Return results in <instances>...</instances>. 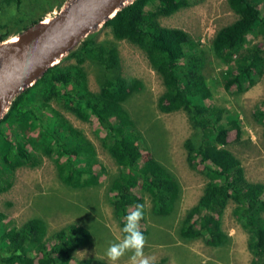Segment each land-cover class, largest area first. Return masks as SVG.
Segmentation results:
<instances>
[{
  "label": "trees",
  "instance_id": "obj_1",
  "mask_svg": "<svg viewBox=\"0 0 264 264\" xmlns=\"http://www.w3.org/2000/svg\"><path fill=\"white\" fill-rule=\"evenodd\" d=\"M226 2L237 18L217 31L212 49L221 68L223 88L241 92L264 75V0ZM195 4L197 0H134L102 29L109 30L114 40L124 39L145 54L164 88L158 98L159 111L185 112L191 124L193 134L183 143L186 161L202 173L206 184L196 205L181 221L180 237L198 239L210 247L226 246L230 238L221 219L226 206L234 203L232 215L248 236L250 264H264V184L247 180L241 161L225 147L231 131L236 138L241 136L240 120L229 109L212 103L204 74L207 52L201 43L184 30L159 22ZM21 5L22 0H0V9ZM51 11L53 8L48 13ZM21 31L0 34V42ZM97 36H87L11 102L0 122V194L12 187L18 169L38 167L44 158L54 162L60 181L72 190L100 183L105 168L83 132L63 118V113H68L96 123L102 131L103 145L119 170L111 178L110 203L123 228L127 213L136 204L145 206V195L154 214L170 215L181 188L174 174L153 155L144 154L143 148L150 150L148 139L123 106L128 94L142 87L141 81L119 74L116 43L98 41ZM86 63L102 74L97 92L89 88ZM254 116L263 126L264 146V100L258 103ZM145 224L146 208L140 222L146 237L149 231ZM90 239V232L78 223L48 234L41 218H30L16 227L0 211V264H107L95 258H75V252Z\"/></svg>",
  "mask_w": 264,
  "mask_h": 264
},
{
  "label": "rangeland",
  "instance_id": "obj_2",
  "mask_svg": "<svg viewBox=\"0 0 264 264\" xmlns=\"http://www.w3.org/2000/svg\"><path fill=\"white\" fill-rule=\"evenodd\" d=\"M63 0H22L19 8L0 9V34L15 33L28 27L34 20L57 12ZM66 1V0H65ZM64 1V2H65ZM198 4L180 10L170 17L160 18L165 27L180 28L199 41L207 52L208 65L205 78L213 94L215 106L229 109L240 120L241 136L231 131L226 148L240 161L247 180L264 184L263 126L255 120L258 103L264 100V75L251 88L241 92L223 88L220 66L212 49L215 34L232 23L237 16L226 0H197ZM53 8V11L49 12ZM98 41L113 40L119 51V74L141 81L142 87L131 91L123 102L124 108L137 124L153 155L175 175L181 194L174 211L165 217L152 211L150 198L144 196L146 208L145 255L155 258V264H250L248 236L232 215L234 203H229L222 215V229L230 241L226 246L210 247L201 240H187L179 235L181 221L202 195L206 178L199 170L191 169L186 161L184 141L193 130L185 112L162 113L157 107L164 88L159 75L153 71L145 54L126 40H114L109 30L95 32ZM257 42V40H255ZM88 73L90 90L99 91L102 74L91 63L84 65ZM75 128L93 144L98 160L105 168L100 183L83 190H72L59 179L54 162L44 158L35 168H21L15 173L12 187L0 194V211L16 227L33 217L41 218L48 234L70 223H78L91 234L89 243L75 252V258H95L111 262L105 253L108 246L123 238L122 227L111 206V178L118 174V166L103 145L102 131L93 122H84L71 114L63 113ZM145 149V151H144ZM147 151V152H146ZM118 264H130L129 256Z\"/></svg>",
  "mask_w": 264,
  "mask_h": 264
},
{
  "label": "water",
  "instance_id": "obj_3",
  "mask_svg": "<svg viewBox=\"0 0 264 264\" xmlns=\"http://www.w3.org/2000/svg\"><path fill=\"white\" fill-rule=\"evenodd\" d=\"M134 0H66L0 42V122L11 102Z\"/></svg>",
  "mask_w": 264,
  "mask_h": 264
},
{
  "label": "clouds",
  "instance_id": "obj_4",
  "mask_svg": "<svg viewBox=\"0 0 264 264\" xmlns=\"http://www.w3.org/2000/svg\"><path fill=\"white\" fill-rule=\"evenodd\" d=\"M145 206L136 204L135 209L124 217L123 238L111 243L106 250V257L111 264H118L122 257L128 255L130 264H155V258L145 255L147 238L141 231L140 222L144 219Z\"/></svg>",
  "mask_w": 264,
  "mask_h": 264
}]
</instances>
